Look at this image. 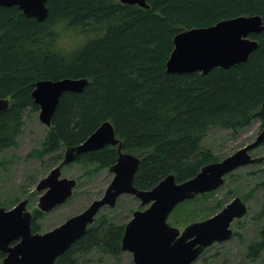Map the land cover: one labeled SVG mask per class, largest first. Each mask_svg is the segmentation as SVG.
Segmentation results:
<instances>
[{"label": "trees", "instance_id": "16d2710c", "mask_svg": "<svg viewBox=\"0 0 264 264\" xmlns=\"http://www.w3.org/2000/svg\"><path fill=\"white\" fill-rule=\"evenodd\" d=\"M148 5L48 0L44 21L26 17L17 6H0V97L11 100L10 109L0 113L3 169L2 154L17 147L25 116L39 111L32 92L41 80L89 83L80 93L61 96L45 140L28 157L63 153L110 121L123 151L140 158L134 181L140 190L152 189L168 175L183 183L219 161L203 146L212 128L238 134L255 119L264 128V31L251 36L259 47L246 63L207 75L166 71L179 32L239 16L257 15L264 22V0H148ZM117 158V148L107 146L83 153L76 163L110 169ZM201 198L178 205L172 224L182 214L180 207ZM34 214L32 230L38 233L44 214ZM124 231L125 225L99 217L55 264H78L80 256L92 252L120 255ZM248 247L253 259L264 253V226ZM4 257L0 252V263Z\"/></svg>", "mask_w": 264, "mask_h": 264}, {"label": "water", "instance_id": "95a60500", "mask_svg": "<svg viewBox=\"0 0 264 264\" xmlns=\"http://www.w3.org/2000/svg\"><path fill=\"white\" fill-rule=\"evenodd\" d=\"M120 2L149 8L148 0ZM47 3L48 0H0V6H17L26 17L38 21L46 19L49 12ZM263 31V19L257 15L239 16L208 27L183 30L174 38V49L166 63V71L179 75L196 72L207 75L216 68L229 69L246 63L259 47V41L251 36L260 35ZM88 83L84 78L68 77L38 81L32 97L39 107L40 121L50 128L61 96L65 92L80 93ZM10 106L9 98L0 97V113L8 111ZM263 143L264 128L253 142L223 160L204 166L190 180L177 183L174 175H168L152 189L140 190L134 185L140 158L123 151L113 124L106 121L83 143L68 148L63 162L37 184L38 192H44L39 198V210L52 211L72 196L77 184L75 179H60L62 168L83 153L110 145L117 147L118 158L110 168L113 178L105 195L82 213L45 233L33 232V215L28 210V199L11 209L0 207V252L5 254L1 264H55L88 233L89 225L94 223L101 208L106 205L115 207L117 199L125 194L134 195L142 207H147L135 211L126 224L122 251L130 252L135 264H192L214 243L233 237L232 224L247 214L248 206L240 197H235L219 212L189 224L183 231L169 223V216L186 200L223 186L225 178L237 169L262 163L264 157H253L252 152Z\"/></svg>", "mask_w": 264, "mask_h": 264}, {"label": "rangeland", "instance_id": "374dc122", "mask_svg": "<svg viewBox=\"0 0 264 264\" xmlns=\"http://www.w3.org/2000/svg\"><path fill=\"white\" fill-rule=\"evenodd\" d=\"M261 123L255 119L238 134L231 129L215 127L204 139L203 146L209 148L215 156L222 160L253 142L261 132ZM49 132V127L39 119V111L25 116V125L18 138V145L2 154L6 169L0 166V204L11 209L18 202L28 199V210H38V182L64 158L63 153L45 156L42 160L28 157L34 149H39ZM253 157H264V147L252 152ZM88 168L72 164L63 168V175L68 178H80L76 193L64 205L44 215L40 220L41 232L50 231L72 216L83 212L94 200L103 196L111 181V172H103L94 178L84 177ZM83 176V177H82ZM264 161L241 167L226 177L223 186L207 193L200 200L180 207L182 214L172 224L181 231L191 223L202 221L219 212L233 198L240 197L248 206L247 214L233 223V237L222 243H214L207 248L193 264H264V253L259 258L249 256V245L260 237L264 226V215L260 216L264 202ZM263 184V185H262ZM195 198V199H196ZM193 199V200H195ZM147 207V206H146ZM140 200L133 195H121L114 208L104 207L99 217L107 216L116 225H125L136 210L145 209ZM176 213H173V218ZM238 234V235H237ZM78 264H135L130 252L120 255H100L98 253L83 254Z\"/></svg>", "mask_w": 264, "mask_h": 264}, {"label": "flooded vegetation", "instance_id": "af4514ba", "mask_svg": "<svg viewBox=\"0 0 264 264\" xmlns=\"http://www.w3.org/2000/svg\"><path fill=\"white\" fill-rule=\"evenodd\" d=\"M107 146H110V145H107ZM107 146H105V147H107ZM105 147H104V148H105ZM66 150H67V149H65V153H66ZM64 157H65V154H64ZM77 158H78V157H77ZM77 158H76L75 160H73L71 163L65 165L64 167H67V166L72 165V164H78V163H76ZM63 160H64V158H63ZM63 160H62L61 162H63ZM59 164H60V163H59ZM59 164H58V165H59ZM58 165H57V166H58ZM79 165H80V164H79ZM57 166H55V167H57ZM55 167H54V168H55ZM64 167H63V168H64ZM54 168H53V169H54ZM63 168H62V175H61L60 179H62V178H68V177H65V176L63 175ZM87 168L89 169V171L86 172V173H88V174H84V177H87V178H94V177H96V176H99V175H100L101 173H103V172H108V174H110V169H97V168H95V167H87ZM53 169H52V170H53ZM52 170H51V171H52ZM51 171H50V173H51ZM50 173H49V174H50ZM49 174H48V175H49ZM48 175H47L46 177H48ZM110 175H111V177L113 178V174L111 173ZM46 177H44V178H46ZM82 177H83V176H82ZM44 178H43V179H44ZM112 178H111V181H112ZM68 179H75V180H76V183H77V184H76V187L73 189V194H72V196H74L75 193H76L75 191H76L77 187H79V183H81V182H80L81 177L78 178V179H76V178H68ZM41 180H42V179H41ZM111 181H110L109 184L107 185V187H106V189H105V191H104L103 196L105 195V192H106L108 186L110 185ZM39 182H40V181H39ZM37 192H38V190H37ZM39 193L43 194L44 192H39ZM126 195H128V194H126ZM129 195H130V194H129ZM40 196H41V195H40ZM72 196H71L70 198H72ZM103 196H102V197H103ZM133 196H134V195H133ZM102 197H101V198H102ZM39 198H40V197H39ZM70 198H69V199H70ZM101 198H99V199H101ZM136 198H137V197H136ZM69 199H68V200H69ZM99 199H96V200H99ZM118 199H119V198H118ZM118 199H117V201H118ZM137 199H138V198H137ZM68 200H67V201H68ZM67 201H66V202H67ZM94 201H95V200H94ZM94 201H93V202H94ZM66 202H64V203L61 204V205H64ZM93 202H92V203H93ZM92 203H91V204H92ZM140 203H141V201H140ZM91 204H90V205H91ZM61 205H58V206L55 207L52 211H54L55 209H57V208H58L59 206H61ZM90 205H89V206H90ZM116 205H117V203H116ZM116 205H115V206H116ZM89 206H88V207H89ZM38 207H39V206H38ZM88 207H87V208H88ZM104 207L114 208V207H111V206H109V205H106V206H103V207L101 208V210H102ZM87 208H86V209H87ZM86 209H85V210H86ZM38 210H39V208H38ZM140 210H142V209H140ZM39 211H40V210H39ZM52 211H50V212H52ZM136 211H137V210H136ZM40 212H41V211H40ZM34 213H35V212H32L33 217H34V215H35ZM42 213L45 215V214H47V213H49V212H42ZM81 213H82V212H81ZM79 214H80V213H79ZM99 215H100V212H99V213L97 214V216L95 217V221H94V223L91 224V225H89V227H88V231L91 229L92 225L95 224V222H96L97 219L99 218ZM72 217H73V216H72ZM43 218H44V216H43L42 218H40L38 221L40 222V220H42ZM70 218H71V217H70ZM67 220H68V219H67ZM67 220H66V221H67ZM66 221H65V222H66ZM129 221H130V220H129ZM129 221H128V222H129ZM32 222H33V220H32ZM65 222H64V223H65ZM128 222H127V223H128ZM127 223H126V224H127ZM39 224H40V223H39ZM62 224H63V223H62ZM62 224H61V225H62ZM126 224H125V227H126ZM59 226H60V225H59ZM40 228H41V225H40ZM56 228H57V227H56ZM54 229H55V228H54ZM52 230H53V229H52ZM50 231H51V230H50ZM47 232H49V231H47ZM41 233H45V232H41ZM124 233H125V231H124ZM86 235H87V234H86ZM123 236H124V235H123ZM83 237H84V236H83ZM75 243H76V242H75ZM70 248H71V247H70ZM67 251H68V250H67ZM67 251H66V252H67ZM121 252H123V251H122V246H121ZM59 258H60V257H59Z\"/></svg>", "mask_w": 264, "mask_h": 264}]
</instances>
